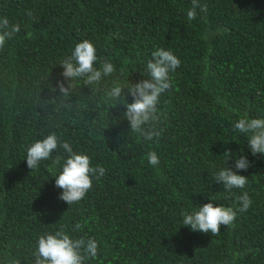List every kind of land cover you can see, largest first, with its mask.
<instances>
[{"label": "trees", "instance_id": "1", "mask_svg": "<svg viewBox=\"0 0 264 264\" xmlns=\"http://www.w3.org/2000/svg\"><path fill=\"white\" fill-rule=\"evenodd\" d=\"M200 2L207 13L188 21L192 0H0V18L21 26L0 49V264H35L39 236L61 229L98 242L84 264H264V154L253 156L233 128L244 115L264 119V0ZM84 39L96 67L106 59L116 71L92 85L77 78L62 95L59 61ZM158 47L181 65L151 124L161 135L146 141L123 115L133 97L107 92L147 79ZM53 132L106 169L72 205L55 185L63 160L27 166V147ZM241 156L247 184L228 191L213 173L236 171ZM245 191L252 204L241 212ZM209 202L233 208L234 226L213 236L182 225L184 212Z\"/></svg>", "mask_w": 264, "mask_h": 264}, {"label": "clouds", "instance_id": "2", "mask_svg": "<svg viewBox=\"0 0 264 264\" xmlns=\"http://www.w3.org/2000/svg\"><path fill=\"white\" fill-rule=\"evenodd\" d=\"M197 9L201 13H207L208 5L202 4L200 0H192V7L187 11L188 21H192L197 16ZM27 16L33 17L31 10L27 11ZM21 31L19 23L13 24L7 16L0 18V49H3L6 42L12 39ZM151 59L147 60L144 73L147 79L136 83L120 84L116 83L107 92V95L114 101H118L122 96L133 97L132 102L125 101L126 111L124 117L129 122L130 130L139 134L146 141H153L154 137H159L161 133L151 128L152 122L157 118V105L162 94L172 87L170 73L176 71L181 65V60L171 51L164 48H156L151 53ZM97 49L90 39H84L77 43L71 55L62 58L59 63L63 66L62 80L56 87L62 95H68L72 88V82L80 77L85 78L88 85L99 83L103 77L111 76L116 68L109 60H102L100 67H96ZM65 80L68 81L65 84ZM56 87L53 89L56 90ZM127 88V92L124 89ZM149 125V127H145ZM235 131L247 136V144L252 155L264 154V119L249 118L242 116L234 122ZM158 143V140L156 141ZM57 149H63L66 156L52 154ZM227 153L231 157V150ZM148 163L155 167L160 163V158L155 150L146 153ZM52 159L54 165H60L63 160L62 170L56 175L55 185L62 189L60 199L69 205L78 203L93 186V177L99 180L105 175L106 169L102 166L91 165L90 156L86 153H78L73 150L71 144L65 140L61 141L55 132L48 134L43 139H39L27 147L26 162L28 168L34 170L41 165L42 161ZM250 161L246 156L239 157L234 165L236 171L226 167L213 173L215 182L222 183L228 191L232 189H243L247 184V176L239 174L250 167ZM213 200V198L211 197ZM214 201V200H213ZM240 203L239 211L244 212L249 209L252 200L245 191L238 197ZM236 211L231 207L217 205L213 202L200 205L192 213L184 212L182 225L190 227L193 231L211 233L213 236L219 235L221 226H234ZM82 224L74 225L75 231L81 230ZM98 255V242L94 238L73 239L63 229L54 233L42 234L39 236L34 252L35 264H84V261L96 258Z\"/></svg>", "mask_w": 264, "mask_h": 264}]
</instances>
